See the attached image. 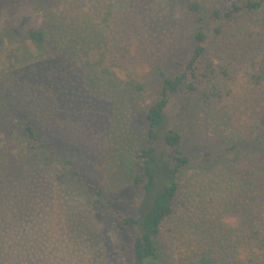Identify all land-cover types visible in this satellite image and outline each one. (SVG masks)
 <instances>
[{"label":"trees","instance_id":"obj_1","mask_svg":"<svg viewBox=\"0 0 264 264\" xmlns=\"http://www.w3.org/2000/svg\"><path fill=\"white\" fill-rule=\"evenodd\" d=\"M186 7L180 59L169 52L179 35L160 52H154L145 42L147 35L139 43L138 36L122 38L114 34L106 39L112 41L110 47L92 55L91 46L102 35L97 26L84 22L81 16L64 21L53 6L51 10L45 8L46 22L22 34L12 23L16 6L11 2L0 30V74L29 102L32 117L48 134L69 125L77 112L87 115L92 103L85 96L78 97L74 90L67 94L68 99L63 90L61 94L55 90L49 101L41 85L48 81L39 68L52 65L54 60L59 59L67 72L89 73L94 85L117 95L156 89L143 111L144 132L139 144L134 148L127 129L120 143L130 148L122 172L137 189L133 212L124 213L107 189L84 183L91 206L112 214L123 229L133 232L130 241L122 244L124 264H161L160 236L167 223L164 239H169L170 251L181 256L177 264H264V0H231L227 4L187 0ZM132 42L136 50L131 48ZM144 58L155 64L149 83L133 79L123 86L113 72L97 68L103 63L140 64ZM240 65L244 66L247 86L239 99L229 84L235 81ZM182 86L185 89L180 92ZM195 96L221 115L230 113L233 134L228 153L205 154L227 168L211 178L210 196L193 213L183 199L177 200L178 176L191 159L183 154L184 133L175 123L179 109L192 104ZM2 103L0 96V106ZM236 110L240 112L237 117ZM17 121L25 130L29 150L47 161H60L55 145L38 138L34 126ZM62 163L77 181L84 182L72 159ZM29 186L31 183L17 191L13 188L9 195H17L18 205L34 218L38 206L33 200L39 195ZM192 250V256L186 255ZM200 254L202 257L195 260Z\"/></svg>","mask_w":264,"mask_h":264},{"label":"rangeland","instance_id":"obj_2","mask_svg":"<svg viewBox=\"0 0 264 264\" xmlns=\"http://www.w3.org/2000/svg\"><path fill=\"white\" fill-rule=\"evenodd\" d=\"M186 1L64 0L60 3L58 0H0V30L6 7L11 2L16 6L11 15L12 23L22 34L46 22L45 8L53 6L64 21L81 16L84 22L97 26L102 35L96 44H92V55H100L110 47L112 41L110 43L108 39L106 42V39L114 34L122 38L138 36L139 43L147 35L145 42L150 43L154 52H160L179 35L169 52L181 59L180 34L187 14ZM220 1L227 4L231 0ZM247 18L252 19L248 15ZM132 44L131 48L136 50L134 42ZM58 60L39 68L40 74L48 81L41 84L45 86L43 94L52 101L55 90L60 94L63 90L68 99L67 94L74 90L78 97L85 96L92 103L87 115L77 112L70 124L60 127L56 134L40 129L31 115L29 102L0 74L3 101L0 106V264H124L122 244L130 241L133 232L123 229L112 214L92 207L84 183L107 189L114 194L116 204L124 213L133 212L137 189L122 172L125 168L122 164L126 166L128 163L130 148L120 143L124 139L123 131L127 129L132 135L134 148L139 144L144 132V108L157 91L117 95L94 85L89 80V73L83 75L80 70L67 72V67H62ZM108 66L103 63L97 68L113 72L117 83L126 86L133 79L149 83L155 64L144 58L140 64ZM237 70L236 79L229 87L240 99L244 97L247 85L243 78L244 66H238ZM187 107L190 108L188 112ZM235 113L236 117L237 113L240 114L239 110ZM229 116L228 112L221 115L204 106L196 96L192 104L180 108L176 114L175 124L184 133L181 148L191 159V164L178 176L177 200L183 199L193 213L210 196L211 178L227 168L205 154L229 152L233 134ZM17 120L34 126L38 138L55 145L56 157L60 161H47L29 150L25 130ZM67 158L74 161L83 183L77 181L68 166L62 163ZM34 180L43 183L33 184ZM28 183L39 195L33 200L38 206L34 209V218L18 205L17 195H9L13 188L17 191ZM168 224L160 236L163 238L161 264H177L181 256L175 251L173 254L169 239H164ZM193 253L194 250L186 255L192 256Z\"/></svg>","mask_w":264,"mask_h":264}]
</instances>
